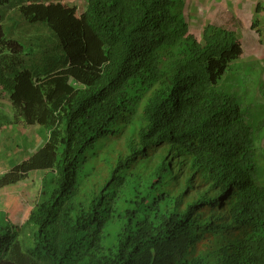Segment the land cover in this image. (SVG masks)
<instances>
[{
    "label": "trees",
    "instance_id": "1",
    "mask_svg": "<svg viewBox=\"0 0 264 264\" xmlns=\"http://www.w3.org/2000/svg\"><path fill=\"white\" fill-rule=\"evenodd\" d=\"M185 6L0 0V123L47 134L11 168L45 175L20 228L0 210V264H264V103Z\"/></svg>",
    "mask_w": 264,
    "mask_h": 264
},
{
    "label": "rangeland",
    "instance_id": "2",
    "mask_svg": "<svg viewBox=\"0 0 264 264\" xmlns=\"http://www.w3.org/2000/svg\"><path fill=\"white\" fill-rule=\"evenodd\" d=\"M81 2L83 0H64V3L71 7L78 6ZM185 3L190 32L201 41L208 24L235 23L236 20L244 19L249 10V6L233 4L228 0L224 2L223 0H185ZM256 20L262 22L261 27L258 22L257 25L264 37V9H259ZM7 44L10 46L7 48L9 51H15L14 45ZM0 49L6 50L1 47ZM250 52L247 49L239 60L243 62V72L246 74L242 76L243 84L247 83L250 90L247 95L248 101L264 103V54L252 56ZM0 96L6 99L3 94ZM0 107L2 116L9 114L12 117L8 103L4 101ZM2 121L3 123H0V210L5 211L8 219L20 228L39 199L45 171L14 173L11 168L30 154L32 149L37 150L45 141L47 134L39 125H29L21 121L11 122L6 119ZM261 145L264 147V140Z\"/></svg>",
    "mask_w": 264,
    "mask_h": 264
},
{
    "label": "crops",
    "instance_id": "3",
    "mask_svg": "<svg viewBox=\"0 0 264 264\" xmlns=\"http://www.w3.org/2000/svg\"><path fill=\"white\" fill-rule=\"evenodd\" d=\"M225 0H223L224 2ZM230 3L233 4H240L243 6H249V10H247L245 14V18L242 20H236L235 23H226L222 24L220 22H216L215 24L212 23L211 25L221 26L225 27L232 32L235 33L237 37H239V41L241 39V43L243 46V54L246 53L247 49L250 50L252 56L255 55H263L264 54V37L263 33H260L259 27L262 26V22L260 20L255 21V17L258 14L259 9H264V0H228ZM219 3V2H218ZM214 8V7H211ZM234 15V14H233ZM235 16V15H234ZM257 22L259 23V27L257 25ZM209 25V24H208ZM261 25V26H260ZM0 94H3V97L6 99H2V96H0V106H2V102L5 101V103L11 104L10 102V96L9 94L0 87ZM1 108V107H0ZM43 129V128H41ZM43 144V143H42ZM35 149H32L30 154H32ZM30 154L26 155L23 159H20L21 161L28 158Z\"/></svg>",
    "mask_w": 264,
    "mask_h": 264
}]
</instances>
